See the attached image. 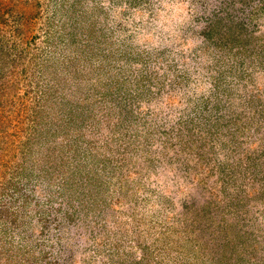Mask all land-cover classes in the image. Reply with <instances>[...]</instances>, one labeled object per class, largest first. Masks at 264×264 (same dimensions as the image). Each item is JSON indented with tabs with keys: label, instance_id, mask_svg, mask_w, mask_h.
<instances>
[{
	"label": "rangeland",
	"instance_id": "1",
	"mask_svg": "<svg viewBox=\"0 0 264 264\" xmlns=\"http://www.w3.org/2000/svg\"><path fill=\"white\" fill-rule=\"evenodd\" d=\"M0 52V264H264V0H0Z\"/></svg>",
	"mask_w": 264,
	"mask_h": 264
},
{
	"label": "trees",
	"instance_id": "2",
	"mask_svg": "<svg viewBox=\"0 0 264 264\" xmlns=\"http://www.w3.org/2000/svg\"><path fill=\"white\" fill-rule=\"evenodd\" d=\"M1 56H3V54L0 52V57H1ZM19 56H21L20 53H19ZM3 87H4V86H3L2 82L0 81V88H3ZM2 225H3V224L1 223V224H0V227H1Z\"/></svg>",
	"mask_w": 264,
	"mask_h": 264
}]
</instances>
